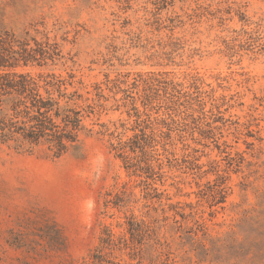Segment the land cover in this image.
<instances>
[{"label":"rangeland","instance_id":"374dc122","mask_svg":"<svg viewBox=\"0 0 264 264\" xmlns=\"http://www.w3.org/2000/svg\"><path fill=\"white\" fill-rule=\"evenodd\" d=\"M0 11L18 34L38 22L60 50L16 71L73 75L105 96L80 153L0 146V264H81L132 215L166 249L153 260L147 247L143 264H264V0H0ZM138 113L157 127L155 197L102 126L125 123L127 139ZM219 175L227 198L214 204Z\"/></svg>","mask_w":264,"mask_h":264},{"label":"trees","instance_id":"16d2710c","mask_svg":"<svg viewBox=\"0 0 264 264\" xmlns=\"http://www.w3.org/2000/svg\"><path fill=\"white\" fill-rule=\"evenodd\" d=\"M2 16L4 13L0 11V19ZM32 31L43 34L46 41L37 39ZM59 56V47L49 42L38 22L30 23L18 34L0 21V146L18 152L46 149L56 158L81 152L82 135L93 132L86 121L104 108L101 99L105 96L97 93V99L91 98L90 91H83L82 82H76L73 75L65 78L54 72L35 75L15 70L29 64L55 63ZM136 116V126L131 129L134 134L127 139H124L128 130L125 123L119 125L123 129L120 132L118 127L110 132L106 125L102 126L106 133L116 134V141L110 144L111 150L122 160L126 171L132 176L146 174L147 193L155 197L158 194L152 195L157 191L153 185L163 167L156 149L157 127L154 128L149 116L146 119L139 113ZM219 179L221 181L209 194L214 204L225 203L227 198L225 184L228 178L219 175ZM126 191L124 186V190L114 195L117 205L126 203L123 199ZM112 201L107 199L106 205ZM128 225L127 232L119 236L109 226L103 228L99 244L81 264H143L147 247L158 251L153 260L166 254L151 222L132 215L128 218ZM257 230L264 238V223L259 224ZM194 232L198 234V230ZM124 255L129 256V260Z\"/></svg>","mask_w":264,"mask_h":264}]
</instances>
